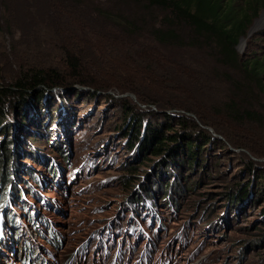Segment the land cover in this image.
I'll return each mask as SVG.
<instances>
[{
	"label": "rangeland",
	"instance_id": "obj_1",
	"mask_svg": "<svg viewBox=\"0 0 264 264\" xmlns=\"http://www.w3.org/2000/svg\"><path fill=\"white\" fill-rule=\"evenodd\" d=\"M57 1L63 6L51 11L60 16V30L41 21L29 23L24 36L19 29L11 36L1 20L0 78L11 81L31 63L60 66L68 44L94 61L91 67L107 64L114 52L102 42L93 50L98 42L92 34L83 31L67 41L58 34L75 25L81 30L77 15L90 17L102 3L69 0L63 12L67 0ZM5 8L0 6V16ZM69 13L76 19L69 20ZM10 14H3L8 22ZM237 50L243 57L264 54V8ZM159 51L165 59L148 53L154 64L137 74L112 69L110 81L135 82L141 99L76 83L37 86L22 101L14 98L7 122L17 150L13 175L0 190V264H264V177L257 178L264 173V125H238L212 110L209 102L228 96L226 83L217 81L214 91L201 90L200 97L180 87L196 76L211 80L214 51ZM172 102L193 105L186 110L170 107ZM26 110L31 113L20 124ZM124 116L141 119L137 145L148 127L164 119L178 143L188 135L199 143L200 134L212 139L191 167L185 154H175L174 162L151 150L143 156L127 148Z\"/></svg>",
	"mask_w": 264,
	"mask_h": 264
},
{
	"label": "trees",
	"instance_id": "obj_2",
	"mask_svg": "<svg viewBox=\"0 0 264 264\" xmlns=\"http://www.w3.org/2000/svg\"><path fill=\"white\" fill-rule=\"evenodd\" d=\"M68 1L61 9L63 12ZM97 1L102 3V6L99 11H95L94 15L90 17L77 15V18L81 20L79 21L81 30H75V25L67 28L64 33L59 31L58 34L62 41H67L71 36H79L84 33L83 31L92 34L95 41L98 42L92 45L93 50H97L98 44L102 42L108 51L114 52L109 57L107 64L102 63L101 66L91 67L94 61L81 58L80 49L74 45L70 48L68 44L66 51L63 52L64 61H58L61 63L60 66L45 68L31 63L29 64L31 66L20 70L22 73L18 72V75L12 77L11 81L4 79V76L0 78V135L4 136L0 140V190L10 179V175H13L12 170L10 171V161L17 150L13 144L14 140H11V124L7 122L8 108L10 104L16 102L14 98L20 97V101H22L25 95L30 90H36L37 86L48 88L76 83L99 87L103 90L130 91L141 99V92L135 82L121 83L110 80L115 72L131 75L146 70L149 65L154 64L152 61L155 59L152 57L147 59L148 53H153L152 55L155 57H161L164 60L165 56L159 51L160 48H163L164 51L202 48L214 51L215 61L210 67L211 80L202 81L200 76H196L195 83L191 80L185 81L180 87L189 93L193 92L195 97H200L201 90L212 89L214 91L217 81L226 83L228 96L209 102L212 110L217 115L238 125H243L246 122L264 125V54L261 57H257L256 54L243 57L237 50L240 39L246 35L248 28L264 8V0ZM80 5L82 4L76 7H80ZM0 6L6 7L0 16V26L2 20V23L5 22L2 30L7 33L12 32L11 36L15 29H19L24 36L28 28L31 27L29 23L34 25L41 21L49 22L50 25L56 23L60 30L59 24L62 22L60 16L52 15L54 11H51V8L58 10L63 6V3L59 5L57 0H0ZM11 7L19 10V13L14 11V15H11L9 12ZM72 9L75 13L82 12L81 9L73 7ZM6 12L12 17L10 22L3 17ZM70 15L72 16V14L69 13V20L76 19L75 17L71 18ZM79 24L77 23V27ZM106 25H109V28ZM138 38L149 42L137 45L134 42ZM128 53L133 57L127 58ZM91 55L93 56V54ZM176 65L178 68L180 67V70H185L180 65ZM112 69L116 71L113 73ZM212 80L215 82L211 85ZM137 82L139 81L137 80ZM213 97L218 98L217 95ZM192 105L183 102L170 103V107L186 110H190L189 107ZM125 107L129 108L127 105ZM29 112L31 113L30 110H26L20 113L22 116L20 124H24L23 119L25 120L29 116ZM128 112L130 114L131 110ZM180 117L183 118V115ZM126 118H128L127 126H129V130L124 132V137L127 138V148L136 147V150L141 151L143 156L147 150H151V154L156 156L169 155L172 157L170 158L172 162L176 161L175 154H185L187 167L197 163L199 153L212 139L209 134H200L201 138L203 137L200 138L203 143H199V139L194 141L192 136L188 135L184 143H178L176 133L171 132L172 134H170L172 125L166 121V119L171 120L172 118L166 116L165 121L161 124L148 127L137 145L142 133L141 119L124 116V119ZM132 130L133 132H131ZM178 136L180 137V135ZM172 162L169 161V163ZM262 177H264V173L258 174V181ZM166 195L169 197L170 189ZM243 196H246V191L242 192L239 198Z\"/></svg>",
	"mask_w": 264,
	"mask_h": 264
}]
</instances>
